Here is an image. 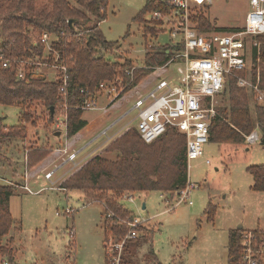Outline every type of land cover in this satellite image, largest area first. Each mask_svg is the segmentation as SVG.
Wrapping results in <instances>:
<instances>
[{
	"label": "rangeland",
	"instance_id": "374dc122",
	"mask_svg": "<svg viewBox=\"0 0 264 264\" xmlns=\"http://www.w3.org/2000/svg\"><path fill=\"white\" fill-rule=\"evenodd\" d=\"M69 1L72 6L83 10L75 1ZM107 2L101 12L105 19H92L93 24L99 22V28L106 40L115 42L111 43L112 46L107 52L102 51L111 62L125 66L130 64L133 72L144 65L148 51L171 45L173 42L169 26L157 24L158 21L151 19V12L145 11L147 0ZM249 9V0H213L210 5L194 8L191 15L200 28L202 22L207 21L211 27L232 31L245 25ZM139 15H142V19L138 20ZM234 26L239 27L228 28ZM149 27L155 28L159 33L146 35L145 28L149 30ZM204 27L206 28H202ZM50 37L57 40L53 35ZM254 40L255 37L253 40L249 38L251 43ZM169 69L175 72V66L171 65ZM160 72L156 69L148 78L155 77ZM34 73V78L46 81H56L63 75L60 70L51 66H40ZM122 80L116 78L102 81L107 88L105 91L96 92L97 108L85 110L84 118L89 121L97 120L98 116L104 114L103 106L108 105L112 98L107 95V90L115 87L113 84L121 90ZM134 98L132 92H128L120 100L122 107H108L109 118L105 125H109L113 119L130 109ZM255 101V95L249 90L248 103L254 120ZM216 102L218 111L222 114L221 109L228 108L230 104L225 89L216 98ZM68 108L69 105L62 107L58 104L54 119L51 120L44 102H32L28 110L36 123H26L27 137L0 143V185L15 186L10 198L14 225L3 241L12 247L14 264H107L108 248L115 253L119 251L118 244L123 243V248L126 244L124 237L111 242L106 239L109 235L103 227L105 199L91 201L82 190H67L62 188V184L53 185L55 178L65 171L66 166L51 180L45 178V172H38L33 177L26 173L31 170L27 168L26 160L29 147H34L39 142V145L58 146L56 139L61 137H55L54 133L62 131L61 136L66 133L64 126ZM19 113L20 109L16 105H0V117L4 118L6 125L20 124ZM135 114L136 111L129 113L114 130L126 124L132 125L129 130L134 129L137 125L136 121H132ZM253 131L259 135V140L253 143L247 142L246 138L240 144L212 141L206 143L203 155L188 162L189 182L197 184V187L191 190L185 201L177 205L175 203L178 196L175 193L171 196L161 191L134 192L131 193L132 200L125 197L128 192H124L117 198L118 203L133 213L129 217L141 221L138 227L143 226L155 232L152 247L162 264H229V231L240 225L243 230L264 227V193L251 188L253 177L248 172L249 167L264 164V134L258 125H255ZM120 137L111 141L100 155L115 157V151L109 152L106 149ZM135 140H138L137 137ZM82 144L84 142L76 149ZM94 147L83 151L76 162L83 160L82 157ZM207 160L211 163L207 164ZM54 167L53 165L51 168ZM165 197H170V203ZM210 207L215 210L213 220L210 219ZM129 217L119 218L120 227L127 226L124 222H128ZM150 246V241L144 242L141 239L137 249L140 264H146L144 261ZM110 256V262L114 264ZM5 262L9 264L6 256L1 259L0 264Z\"/></svg>",
	"mask_w": 264,
	"mask_h": 264
},
{
	"label": "trees",
	"instance_id": "16d2710c",
	"mask_svg": "<svg viewBox=\"0 0 264 264\" xmlns=\"http://www.w3.org/2000/svg\"><path fill=\"white\" fill-rule=\"evenodd\" d=\"M73 1L83 10L72 6L69 0H0V50H3L12 62L10 68H0V105L18 106L21 120L18 125H6L4 118L0 117V143L27 137L26 123H36L28 110L29 105L35 101L45 103L51 120L54 119L58 104L62 107L69 105L66 109V137L71 138L86 125L83 119L85 110L76 107L85 99L84 94L80 92L82 88L94 94L102 81L122 78L121 87H124V90L115 99L116 102L148 77L154 68L162 67L171 58L172 46H159L146 53L142 67L134 69L132 75L127 74L132 65L111 62L102 52H107L112 46L111 43H115L106 40L98 24V21L105 19L101 12L107 6L108 0ZM168 9L169 6L161 0H147L145 7V11L151 13L156 10L166 12ZM92 18L98 19L97 23L93 24ZM137 19H142V15ZM70 20L73 21L72 24L69 23ZM203 26L206 28H202ZM202 27L200 29L206 32L231 30L211 27L207 21L202 22ZM44 32L57 38L53 43L54 49L66 63L68 80L65 95L60 92L63 82L61 79L46 81L34 78L28 82L16 76V63L19 60L30 61L28 70L31 72L40 67L39 62H43L45 48L39 38ZM145 33L157 35L159 31L149 27V30L145 28ZM255 41L259 42L260 46H255L252 52V81L257 82L259 79L260 88L264 89V34L257 35ZM51 60L53 59L48 62ZM239 75L243 76L245 72L241 71ZM237 82L233 75L226 79L224 89L229 95L230 104L228 108L221 109L220 112L224 116L220 114V117L213 119L209 141L243 143L255 125H258L264 134V106L255 101L254 120L248 103L249 89L238 86ZM133 128L106 149L109 152L115 151V157L94 156L62 184V188L67 190H82L91 201L105 199L103 227L107 235L111 234L114 239L123 238L128 231L126 225L120 227L119 218L133 214L117 202L121 194L161 191L173 195L182 190L189 181L186 138L183 134L171 128L155 141L146 143L136 127ZM135 137L139 141L135 140ZM53 150V146L38 143L29 147L27 168H34ZM248 172L253 177L251 188L264 193V164L253 165L248 168ZM14 187L12 184L0 185V262L6 256L9 264H14L13 250L3 241L14 225L10 212V198ZM210 210V219L213 220L215 210L211 207ZM138 230L140 233L137 238L126 241L119 264H140L137 249L141 239H144V242L150 241L151 244L144 262L162 264L152 247L155 232L143 226L138 227ZM244 231L243 228L229 231V264L240 262L241 237ZM254 231L264 237V227ZM106 260L107 264H111L108 255Z\"/></svg>",
	"mask_w": 264,
	"mask_h": 264
},
{
	"label": "built area",
	"instance_id": "2783aa9c",
	"mask_svg": "<svg viewBox=\"0 0 264 264\" xmlns=\"http://www.w3.org/2000/svg\"><path fill=\"white\" fill-rule=\"evenodd\" d=\"M213 0H161L169 6L166 12L153 11L151 19L163 25H168L173 42L172 56L169 61L158 69V73L151 84V89H142L137 92L133 103L136 111V129L146 143H151L163 135L168 129H175L186 138L187 162L203 155V147L209 142L210 127L213 119L220 117L216 98L223 92L226 79L233 75L238 80V85L249 89L256 97L257 102L264 106V89L260 88L259 79L252 81V52L257 41L249 42V38L264 34V0H249L250 9L246 14L245 25L232 31H202L199 24L193 21L192 10L198 7L210 5ZM51 35L44 32L39 38L44 45L45 54L40 66L56 67L63 74L60 92L67 93V66L60 59L59 53L54 49ZM36 45V43H35ZM55 54V55H54ZM57 54V55H56ZM51 62H48L50 59ZM30 61L19 60L16 63V76L29 82L36 77L34 72L28 70ZM175 66V72L170 71V66ZM11 60L3 50H0V68H10ZM244 71L245 75H239ZM248 73L250 75L248 76ZM132 75V70L127 71ZM106 84L100 83L97 90L91 93L82 88L84 94L83 103L77 108L91 110L97 108V91H105ZM113 88L107 90L111 96L110 107L115 99L122 93L124 87L119 90L113 84ZM135 88V87H134ZM118 91V92H117ZM131 91V90H130ZM129 91V92H130ZM65 128L67 122L65 118ZM247 142L253 143L259 140L256 131L247 137ZM69 148L63 149L67 154ZM77 151L73 149L64 161H74ZM210 164V160L206 161ZM54 171L46 172L50 178ZM197 184L187 182L186 186L176 192L178 196L175 205L185 201L192 189ZM172 196V195H171ZM125 197L133 199L131 194ZM170 203V197H165ZM169 198V199H168ZM191 203V202H190ZM128 231L124 236V242L139 236V219L128 220ZM107 240L114 238L108 234ZM123 239V238H122ZM107 242V243H109ZM116 246V245H115ZM123 243L117 245V252L112 253L108 248L107 255H112V263L119 264ZM4 264H7L5 262ZM239 264H264V237L254 230H245L241 237V259Z\"/></svg>",
	"mask_w": 264,
	"mask_h": 264
},
{
	"label": "crops",
	"instance_id": "0c3cea01",
	"mask_svg": "<svg viewBox=\"0 0 264 264\" xmlns=\"http://www.w3.org/2000/svg\"><path fill=\"white\" fill-rule=\"evenodd\" d=\"M237 27L239 26L228 27V28H237ZM148 77L145 80H142L135 88H133L130 91V93L132 92L133 97L136 96L138 91L142 89H145V91H147L148 89L151 88L149 85L153 81L154 77H150V78ZM123 98L124 96L118 99L119 101L117 100L116 101L117 103L114 102L110 106V108L111 107L112 108L122 107L123 103H121L122 101L120 102V100H122ZM107 106L108 105L105 104L103 106L104 108L102 107L104 109V114L98 116L97 120L94 119V120L89 121L86 118H84V114H83V119L86 121V125L71 138H67L66 133H64L60 139H56L58 142L57 143L58 146L54 147L53 152H51V154H49L43 161H41L38 165H36L31 170H28L26 173H29V176L33 177L38 172L39 173L45 172L46 174V172L48 171H54L53 175L50 178H47L45 176L46 179L51 180L60 169L66 166L65 171L60 176L56 177L55 180L53 181V185L58 186V185L63 184V182L67 178H69L73 173H75L76 170H78L82 165H84L91 158H93L96 155H100L101 154L100 152H102L109 145L111 141L120 137L123 133H125L127 130H129V128L132 127V125L126 124L122 126L120 129L114 130L116 125L120 123L121 120L127 117L129 113L135 111L132 105L130 109L125 110L117 118L113 119V121L109 125H105V121L109 118L108 116L109 112L106 109ZM113 116H115V114ZM132 121H136V114L132 118ZM100 128H103V129L100 131ZM108 132H111V133H108ZM82 142H84V144H82L78 149H76V147L80 145ZM50 143L54 144L51 141ZM38 144H40V142ZM92 146H95V147L88 154L82 157L84 159L80 160L79 162L78 161L76 162L78 156L83 151L91 148ZM65 148H69V152L67 154H63V149ZM73 149H75L78 152L74 161H64V159L67 158L68 154L73 151ZM70 162H72L71 165H70ZM53 165L55 166L54 169L51 168Z\"/></svg>",
	"mask_w": 264,
	"mask_h": 264
},
{
	"label": "water",
	"instance_id": "95a60500",
	"mask_svg": "<svg viewBox=\"0 0 264 264\" xmlns=\"http://www.w3.org/2000/svg\"><path fill=\"white\" fill-rule=\"evenodd\" d=\"M72 22H73L72 20L69 21L70 24H72ZM52 113H54V107H52ZM61 135H62V131H56V132L54 133V136L57 137V138H60ZM144 207H145V206L143 205V208H144ZM238 228L241 229V228H242V225H240Z\"/></svg>",
	"mask_w": 264,
	"mask_h": 264
}]
</instances>
